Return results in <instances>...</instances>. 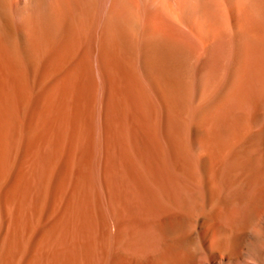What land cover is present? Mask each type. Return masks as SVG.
<instances>
[{
  "label": "bare ground",
  "instance_id": "bare-ground-1",
  "mask_svg": "<svg viewBox=\"0 0 264 264\" xmlns=\"http://www.w3.org/2000/svg\"><path fill=\"white\" fill-rule=\"evenodd\" d=\"M23 113L108 129L94 264H264V0H0V168Z\"/></svg>",
  "mask_w": 264,
  "mask_h": 264
},
{
  "label": "rangeland",
  "instance_id": "rangeland-1",
  "mask_svg": "<svg viewBox=\"0 0 264 264\" xmlns=\"http://www.w3.org/2000/svg\"><path fill=\"white\" fill-rule=\"evenodd\" d=\"M101 120L96 115L85 127L79 116L23 113L7 130L0 234L11 264H94L96 158L108 143Z\"/></svg>",
  "mask_w": 264,
  "mask_h": 264
}]
</instances>
